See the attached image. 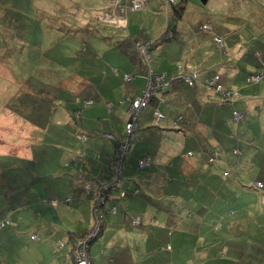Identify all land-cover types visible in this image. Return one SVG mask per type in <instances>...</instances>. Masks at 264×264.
Listing matches in <instances>:
<instances>
[{
    "label": "crops",
    "instance_id": "obj_1",
    "mask_svg": "<svg viewBox=\"0 0 264 264\" xmlns=\"http://www.w3.org/2000/svg\"><path fill=\"white\" fill-rule=\"evenodd\" d=\"M189 1L196 7L195 0H184L181 3L180 15L175 17V25L170 28V34L171 36L174 34V38L168 35V39L155 43L161 44L160 46L163 42L169 43L161 48L164 53L159 58L151 57L152 49L158 46L153 44L149 48L148 55L152 59L151 61L149 59V62L144 59L137 41L154 40L161 37L164 32L161 31L160 36L158 34L155 38H139L136 32L129 31L130 26L136 22L132 18L125 19V11L116 8L111 1L104 4L99 0L94 3L90 0L86 6L69 8L63 17H59L56 11H49V21H44V23L41 21V28L50 24L53 26L52 32H56L54 29L56 25L77 26L79 29L89 30L88 28L92 27L95 22L105 24V28L114 27L121 30L120 40L115 44L112 43L110 50L100 51V57L97 53L88 56L78 54L73 62L75 72L68 75L61 74L64 68L62 62L68 55L64 43L61 45L65 48L58 45L56 51H48L46 56L40 53L42 52L40 48H38L39 52L35 53L37 57L33 53L29 56L27 48L29 41L12 34L14 31L12 27L0 22V26L4 27L0 29V33L3 30L11 32L8 34L11 38L10 45L3 43L0 37V95L13 91V95L7 102L8 105L1 104L3 107H0V147L9 153L27 157L29 154L33 155L31 145L40 141L39 136H36L38 130L40 133L44 132V136L50 139L54 136V128H59L61 133H66V128L72 127L86 135L84 145L81 143L76 150V152L82 151L81 177L78 171V175L75 173V175L66 176H60L59 172L53 170L49 171V174L44 173L43 179H47L42 181L39 185L41 187L35 189L37 191L30 197L26 211L15 221L19 224L25 222L31 226L29 237L22 239L21 235L19 233L16 235L17 231L11 230L10 226L5 234L8 236L10 233L13 236L12 239L7 238V240L11 241V250L14 255H10L7 248H3L0 244V264H74L72 260L66 259L68 247L65 246L63 251H55V244L58 240L67 239L68 241L74 232L79 234L91 229L94 194L93 192L87 193L84 186L88 182L97 183L99 179L107 177L111 171L114 150L124 136L130 100L141 93L147 84L150 72H165L170 77L177 73V66L180 64L195 68L198 72V79L192 87L183 83H175L159 90L150 104L163 113V118L156 124L152 123L151 107L142 110L138 117L139 137L135 135V141L139 139L140 143H131L129 149H131L132 157L126 155L118 188L113 191V197L107 202L108 206L115 205L116 209L104 213L101 221L104 237L91 242L89 254L93 264H142L147 251H150L153 259L158 256L156 261L153 260V264L164 263L162 252H165V257L170 259L176 256L181 257L186 264L192 261L200 264L196 256L201 264H221L218 261L211 263L214 261L209 258L208 249L204 245L194 247L191 251L183 247V243H187L184 233L188 232L186 231L188 229H193L189 225L191 221L180 216L179 209L187 208L190 202L187 201L183 205L181 200L168 198L178 195L180 189L173 183L172 173L166 174L160 167L161 164H158L165 160L158 159L155 154L169 155L170 161H166V166H168L169 162L177 158L174 153L184 158L187 142L190 143L188 138L198 135L201 138L199 146L202 151L197 161L192 162L189 167L183 164L185 168L190 169L187 171L192 175V172H195L200 165L202 155L209 153V144L220 143L225 139L223 130H220L224 124L217 121L218 118L222 119L220 115H217V106L229 108L231 114L233 108L238 106H252L255 100L253 92L246 91L245 86L239 84L237 76H234L232 71L234 67H237L234 53L239 48L234 36L239 24L232 22H241L243 19L239 17L240 15H245V17L251 15L252 20L258 23L264 22V4L257 0H225L215 9V13L220 17V24L211 28L210 33L192 36L187 34L186 42H184L182 36L178 34V22ZM160 2L158 5L162 8L163 0ZM126 3H129V0L123 1V5ZM5 9L3 3H0V16ZM155 13L160 16V10ZM98 16L101 17L100 20ZM141 22L143 23V20ZM155 22L157 29L160 28L159 19L158 22L153 21ZM200 23L198 30H201L200 25L204 22ZM219 30L229 32V34L222 35ZM213 32L223 36L225 41L223 50L213 43L211 39ZM52 37L51 44L56 42L54 38L61 40L58 35L53 34ZM12 47L17 49L13 53ZM58 48H63V50ZM177 51L180 52L181 57L178 56ZM168 52L172 55L170 62L166 59ZM256 55L258 60L249 62L248 73L257 68H264V59H262L264 55L261 53ZM182 57L184 59L181 60ZM45 65L48 66L47 69H43ZM43 70H52L57 74L49 76L42 74ZM124 72L131 74L129 82L123 80L122 73ZM215 73L221 75V81L226 87L236 89L239 93L232 103L222 102L217 93L205 89V81ZM29 79L39 80L47 85L50 91H47L45 95H42L43 91L35 93ZM56 84L58 87H55ZM233 85L237 86L233 87ZM45 87L42 86L41 89ZM87 99L92 100V104L83 109L88 112L83 116L81 111V116L75 117L73 110L81 107ZM69 104L73 107L70 108ZM32 111H37L38 117L30 113ZM26 117L27 119H24ZM232 121H236L233 116ZM104 132L111 133L114 139H106L103 136ZM168 136L173 137V140L167 141ZM98 138L106 140V143H100ZM142 138L146 143L153 142L158 145V150H150L141 144ZM155 139L157 140L154 141ZM190 151L187 153L192 154ZM213 152L217 153V158L214 161H209L208 158L209 163L217 162L219 159V151L213 150L210 156ZM67 156V153H63L59 156V160L62 162ZM144 156L150 158V165L138 168V159ZM252 161V158L248 160L243 157L241 169L238 158L225 163L222 166L221 176L228 178L227 183H222L220 180H216L215 183L211 181L209 185L199 189L200 198L204 196L201 202L204 204L214 200V203H210V207L213 208L216 203L222 206L223 201L218 198L223 197L218 194L221 195L232 189L241 191V188L233 183L234 181L244 179L252 183L254 178L264 180V175L250 176ZM227 166L234 167L230 175L224 174ZM173 167L179 171L182 170L179 161H176ZM204 174L209 177L211 172ZM250 189L262 191L257 188ZM260 193L264 194V191ZM65 197H70L71 200L65 202ZM206 197H211V199L206 200ZM50 198H57L59 201L56 205L44 202L45 199ZM228 201L224 200V204L230 203ZM236 201L239 203L238 200ZM259 204L264 205V197ZM252 207L259 206L253 205ZM237 213L238 211L235 210V214ZM14 215H17V212L11 209L8 214L9 220L14 222ZM135 218L140 220L138 225L132 224V219ZM19 219L22 221L17 222ZM184 226H187L185 230H183ZM32 234L38 237L32 239L30 237ZM183 235V240L180 241ZM94 241L97 242L95 249ZM190 252L191 255H187Z\"/></svg>",
    "mask_w": 264,
    "mask_h": 264
},
{
    "label": "rangeland",
    "instance_id": "obj_2",
    "mask_svg": "<svg viewBox=\"0 0 264 264\" xmlns=\"http://www.w3.org/2000/svg\"><path fill=\"white\" fill-rule=\"evenodd\" d=\"M4 1L5 0H0V3ZM92 1L93 3L96 2V0ZM108 1H111L114 5L115 2L117 3L120 0H99V2L104 4ZM121 1L123 3V1L127 2L128 0ZM195 1L196 7L191 5L189 1L181 20L178 22V34L182 36L184 42H186L187 34L192 36L210 33L198 30V24L200 22L209 23L212 29L220 24V17L215 13V9L225 0H208L205 4L201 3L199 0ZM10 2L11 6L6 4V2L3 4L6 9L0 16V22L12 27L14 30L12 34H16L18 37L29 41L27 47L29 56L33 53L34 56L37 57L35 53L39 52L38 48L42 51L40 53L46 56L48 51L54 52L58 45L64 43L68 50V55L62 62L64 68L61 74L65 73L68 75L75 72L73 62L78 54L88 56L92 53H97L100 57V51L110 50L112 48V43L115 44L119 41L122 35L121 30L115 29L114 27H111V29L105 28V24H99V22H95L92 27L88 28L89 30L79 29L77 26L56 25L54 26L56 32H52L53 26L50 24L44 25V28H41V21L43 23L44 21H49V11H56L59 17H63L69 8L86 6L90 3V0H11ZM257 2L264 4V0H257ZM130 3L131 0H129V3H126L128 8L124 13V17L125 19L132 18L136 22V24L129 28L131 33L136 32L139 38H155L161 31L162 33L166 31V35L171 36L168 24L169 26L171 25L170 27H173L175 25V20L171 16V10L168 11V9H166V3H163V7L161 8V6L158 5L161 3L160 0H146L144 8L140 10L130 9ZM157 10H160V16L156 15L155 11ZM239 17L243 19L241 22H232L233 24H239L234 32L239 47L234 53L235 59L237 60V67H234L232 71L233 75L237 76L236 79L239 81V84L245 86L246 91L253 92L252 94L255 98L254 103L250 107L238 106L236 109L242 111L243 116L240 119L237 118L236 121H232V114L229 108L217 106V115H220L222 118H218L217 121L220 124H224L223 128L220 130H223L225 139L220 141V143L212 142L209 144V153L207 155H202V160L199 161L200 165L196 168L195 172H192V175L188 172L190 169L185 168L183 164L185 163V165L189 167L192 162L197 161V157L200 151H202L199 146L201 138L198 135H192L188 138L190 143L187 142L183 155L184 158H181L180 154L174 153L177 158L169 162L168 166H166V161H170L169 155H155H157L158 159L165 160L158 162V164H161L160 167L166 174L172 173L171 179L180 189L178 195H173L168 198L170 200H181L183 201V205H185L187 201L190 202L187 208L179 209L180 216L188 218L189 221H191L189 225L193 229H188L186 230L188 232L184 233L187 243H183V247L191 251L194 247H201L204 245L208 249L209 258L214 261L211 263L218 261L221 264H264V205L259 204L262 197H264V194L260 193L264 191V188L258 189L262 191H257L254 186L251 185L250 180L245 181L244 179H240L234 181L233 183H236V185L241 188V191L232 189L228 192L221 193V195L218 194L223 197L218 198L223 201L222 206L216 203L213 208L210 207V203H214V200L204 204L201 202L204 196L200 198L201 193L199 190L209 185L211 181L215 183L216 180H220L222 183H227L228 178H222L221 176L222 166L225 163H229L230 160H237V158L240 159V169L243 163V157L248 160L250 158L253 159L251 169L249 170L251 177L264 175V78L258 82L252 83H247L244 80L245 74L249 72L247 67L249 62L251 60H258L257 53L264 55V22L258 23L256 20H252L251 15H247L246 17L245 15H240ZM100 18L101 17L98 16L99 20ZM158 19L161 27L157 29L156 22L153 23V21L158 22ZM141 20H143V23ZM3 28L4 27L0 26V29ZM10 33L11 32L8 30H3L0 33L3 43L10 45L11 38L8 35ZM53 34L58 35V37L60 36L61 40L54 38L56 42L51 44ZM220 34L227 35L229 32L220 31ZM158 38L154 40L148 39L146 42L139 41V49H143L141 52L147 62V59H150V61L152 60L151 57L159 58L160 55L162 56L164 52L161 48L169 44L167 42H163L162 46H160L161 44H155L159 41ZM153 44L158 46L152 49V56L150 57V55H148L149 47ZM174 44L176 45L175 42ZM64 45L61 46L65 48ZM19 46L18 48H20ZM146 46L147 49H145ZM63 48L58 49L63 50ZM11 49L12 53L17 50L14 47ZM177 49L179 50V47H177ZM177 53L178 56H182L179 54V51H177ZM171 56L169 52L166 54L167 62H170ZM182 59H184V57H182L181 60ZM36 65L37 63L35 62V66ZM47 68L48 66H43V69ZM245 71H247V73H245ZM42 74L51 76L57 74V72L43 70ZM19 75H21V71H19ZM109 75L110 74H108V76ZM29 82L35 93L43 91L42 95H45L47 91H50L48 86L42 84L39 80L29 79ZM42 86L46 87L41 89ZM236 86L237 85H233V87ZM71 93L76 95V93L72 91ZM12 95L13 91H7L3 95H0V107H3L1 104L8 105L7 102ZM69 107L72 108L73 106L69 104ZM87 107H84L83 104L81 107L79 106L83 116L88 112L87 110H83ZM30 113L37 116V111H32ZM24 119H27V117ZM37 121L40 123L38 119ZM66 129V133H61L59 128H54V136L51 139L45 137L43 131V133H40L38 130L36 136H39L40 141L31 145L30 149L33 155L29 154L27 157L9 153L0 147V217L8 219V223L3 228H0V244H2L3 248H7L10 255H14V253L11 250V241L7 240V238L12 239L13 236L10 233H8L7 236L5 233L8 232L11 226V230L17 231L16 235L19 233L22 239L29 237L31 226L25 222L19 224L15 223V221L17 217L21 216L26 211V205L30 197L37 191L35 189L41 187L39 185L43 180L47 179H43L44 173L49 174V171L53 170L59 172L60 176H66L68 174L75 175V173L78 175L79 173L81 177L82 168L72 165L71 158L76 155L75 152L79 148L78 146L81 145V143L84 145L85 140L83 141L78 137L77 134L79 132L74 128L68 127ZM139 133V131H136L135 134L137 137H139ZM106 139H114V137L108 136ZM156 140L157 139L154 141ZM166 140L171 141L173 137L168 136ZM98 141L103 143L106 140L99 139ZM141 142V144L150 150H158V145L153 144V142L146 143L144 138H142ZM134 143H140L139 139L136 141L134 140L132 144ZM234 148H237L238 152L240 150L242 155H234L232 152ZM129 150L127 156L131 158V149ZM162 150L163 149H161V151ZM213 150L219 151V159L217 162L209 163L207 161ZM188 151L192 154H188ZM63 153H67L68 156L61 162L59 156ZM213 154L214 152L212 155ZM30 156L32 157L30 158ZM176 161L181 163L182 170L179 171L176 167H173ZM65 164H67V166H65ZM206 172H211V175L207 174L209 175V177H207L204 174ZM73 193L71 194L73 195ZM209 199H211V197H206V200ZM224 200H229L228 202L230 203L225 205ZM236 200H238L239 203H237ZM197 203L199 204L193 207L190 206ZM206 204L208 206H206ZM253 205L259 207L253 208ZM11 209L17 212V215H14L13 218L14 222L8 218ZM235 210L238 211L237 214H235ZM21 221L22 219L17 220V222ZM186 228L187 226H184L183 230ZM184 235L181 237L180 241L183 240ZM66 240H64L65 245L55 251H63L65 246H67L70 251L71 243ZM94 242L95 249L97 242ZM146 254L147 256L144 257V262L142 264H153V260L158 259V256L153 259V257L150 256V251H147ZM161 254L164 255V258H162L163 264H186L181 257L176 256L170 259L167 256L165 257V252ZM187 255H191V252ZM196 259L201 264L198 256H196ZM191 263L194 262L192 261Z\"/></svg>",
    "mask_w": 264,
    "mask_h": 264
},
{
    "label": "built area",
    "instance_id": "obj_3",
    "mask_svg": "<svg viewBox=\"0 0 264 264\" xmlns=\"http://www.w3.org/2000/svg\"><path fill=\"white\" fill-rule=\"evenodd\" d=\"M178 0H165L166 9L170 4H176ZM144 0H131L130 9L132 10H140ZM114 6L120 8L121 10H126L128 7L123 5L118 1L114 4ZM203 31L212 32L211 26L209 23H203L201 25ZM211 39L215 45H217L220 49H224V39L220 35L214 34L211 35ZM137 45L140 46L139 43ZM147 49V46L145 47ZM143 49L140 48V52ZM142 53V52H141ZM148 58V55H147ZM149 62V59H147ZM147 62V61H146ZM177 73L172 76H167L165 72L154 73L150 72L148 81L146 86L142 89L141 93L130 100V104L127 110V119L125 122V132L122 140L117 144L114 154L112 156V166L111 171L109 172L107 177H103L95 182H88L84 186V190L87 193L93 192L94 194V202H93V223L90 230L84 232L83 234H75L72 233L68 242L71 243V249L66 253V259L72 260L74 264H93L92 257L89 254V248L91 242L95 239H102L104 237V230L102 228V218L106 211H115V205H107V201H109L113 197V191L117 190L119 177L121 174V169L123 165V161L129 151L131 143L135 140V133L138 129V117L140 116L142 110L147 107H151L152 111V123L156 124L163 118V113L157 107L151 106V99L157 95L159 90L165 89L175 83H183L187 86L192 87L195 85V82L198 79V73L194 68H191L189 65H178ZM125 82H129L131 80L130 73H123L122 76ZM262 78H264V68H258L256 71L246 74L244 77L245 82L252 83L258 82ZM205 89L207 91H212L214 93H218L220 95V99L222 102H233L234 99L239 96V93L236 90H233L229 87H226L222 81L219 73H215L211 77H209L204 83ZM92 104V100H85L83 106L87 107ZM232 115L234 119H240L243 116L242 111H238L236 108H233ZM78 137L81 140L86 139V135L83 133H78ZM104 137L112 136L111 133L104 132ZM237 152V149L233 150ZM82 151H77L76 155L71 158L72 165L81 167V159ZM217 153H214L209 157V161H214L217 157ZM68 163V162H67ZM150 164V158L144 156L138 159L137 166L138 168H144ZM67 165V164H65ZM234 170V167L227 166L224 170L225 175H230ZM251 184L254 185L257 189L264 188V181L259 179H255ZM71 200L70 197H65L64 201L69 202ZM59 200L57 198L45 199V203H51L56 205ZM8 223V219L0 217V228L4 227ZM140 220L138 218L132 219L133 225H138ZM32 239H36L38 236L36 234H32L30 236ZM65 245L64 241L58 240L55 244V250H59ZM169 247V246H168ZM190 264H196L190 263Z\"/></svg>",
    "mask_w": 264,
    "mask_h": 264
},
{
    "label": "trees",
    "instance_id": "obj_4",
    "mask_svg": "<svg viewBox=\"0 0 264 264\" xmlns=\"http://www.w3.org/2000/svg\"><path fill=\"white\" fill-rule=\"evenodd\" d=\"M11 0H5L4 2H2L3 4L6 2V4H8L9 6H11V2H10ZM184 0H178L177 1V3L176 4H170L169 3V6L167 7V9H168V11H170L171 10V16L174 18V20H175V17L176 16H179L180 15V12H181V8L179 9V6L181 5V3L183 2ZM120 3H122V1L120 0ZM163 3H165V0H163ZM131 4V3H130ZM129 4V5H130ZM146 4V0H144V3H143V5H142V8L144 7V5ZM124 11H126V10H124ZM204 23H207V22H204ZM203 24V23H202ZM201 24V25H202ZM201 25H200V28H201V30H203L202 29V27H201ZM171 26V25H170ZM169 26V24H168V28L170 29L171 27ZM211 26V25H210ZM212 28V27H211ZM171 30V29H170ZM169 30V32H171ZM166 31H164V33L161 35V37H159L158 39H159V41H163V40H165V39H168V36L166 35ZM214 34H217V33H214ZM217 35H219V34H217ZM221 36V35H220ZM172 38H174V34H172V36H171ZM221 37H223V36H221ZM224 39V38H223ZM225 42V41H224ZM137 43H139L138 41H137ZM150 48V47H149ZM195 69V68H194ZM115 70V69H114ZM196 70V69H195ZM197 71V70H196ZM125 73V72H124ZM198 73V72H197ZM122 76H123V73H122ZM55 87H58V85L56 84L55 85ZM230 88V87H229ZM232 89V88H231ZM158 93V92H157ZM218 94V93H217ZM219 95V94H218ZM220 96V95H219ZM153 99V98H152ZM152 99H151V101H152ZM84 104V103H83ZM73 115L75 116V117H80L81 116V111H80V108H78V109H76V110H73ZM233 116V115H232ZM124 128H125V126H124ZM125 132V131H124ZM136 135V134H135ZM237 149V148H236ZM239 150V149H238ZM234 152V151H233ZM234 154H236V156H240V155H242L241 154V151L239 150V152L237 151V152H234ZM254 179H256V178H254ZM119 180H120V177H119ZM260 180V179H259ZM261 181H264V180H262L261 179ZM75 234H77L76 232H75ZM79 234H83V233H79Z\"/></svg>",
    "mask_w": 264,
    "mask_h": 264
},
{
    "label": "water",
    "instance_id": "obj_5",
    "mask_svg": "<svg viewBox=\"0 0 264 264\" xmlns=\"http://www.w3.org/2000/svg\"><path fill=\"white\" fill-rule=\"evenodd\" d=\"M201 3L205 4L207 0H199Z\"/></svg>",
    "mask_w": 264,
    "mask_h": 264
}]
</instances>
